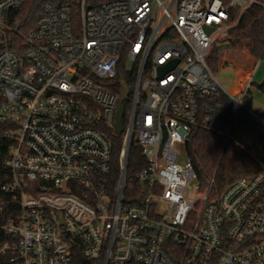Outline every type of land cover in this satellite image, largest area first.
Wrapping results in <instances>:
<instances>
[{
	"label": "built area",
	"instance_id": "built-area-1",
	"mask_svg": "<svg viewBox=\"0 0 264 264\" xmlns=\"http://www.w3.org/2000/svg\"><path fill=\"white\" fill-rule=\"evenodd\" d=\"M26 1L0 0V33ZM257 2L44 0L15 49H0V124L13 141L0 255L13 264H264V161L210 198L187 152L197 127L227 133L229 115L249 109L257 64L229 89L222 60L217 70L208 60L239 51L216 44ZM110 133L122 136L116 178ZM133 141L144 165L125 194Z\"/></svg>",
	"mask_w": 264,
	"mask_h": 264
},
{
	"label": "trees",
	"instance_id": "trees-1",
	"mask_svg": "<svg viewBox=\"0 0 264 264\" xmlns=\"http://www.w3.org/2000/svg\"><path fill=\"white\" fill-rule=\"evenodd\" d=\"M43 2L44 0H27L20 10L10 11L11 29L6 33H0V49L5 46L15 49V42L22 41V35L35 26ZM230 41L234 49L241 50L246 44V49L252 57L247 51L227 50L222 54L221 66L230 60L242 68L251 70L255 61L253 58L264 61V0H258L242 13L231 30ZM208 61L211 68L217 70L219 52L214 50ZM124 64L123 58L119 81L125 74ZM253 84L264 94V77L259 83L253 82ZM252 99V90H249L245 99L249 109H242L235 115H229L227 133L197 127L187 143V152L199 176L201 189H209L210 198L218 196L237 179L258 172L261 162L264 161V122L250 112ZM5 127V124H0V197L4 195L1 185L10 177L7 161L13 143L4 133ZM109 136L113 142L115 163L113 177L116 178L119 174L118 153L122 136L113 133ZM143 165L144 157L133 141L127 168L128 187L125 194L129 192L127 189L129 190L132 177ZM84 260L85 263L91 262L90 259ZM0 264H13L9 254L0 255Z\"/></svg>",
	"mask_w": 264,
	"mask_h": 264
},
{
	"label": "rangeland",
	"instance_id": "rangeland-1",
	"mask_svg": "<svg viewBox=\"0 0 264 264\" xmlns=\"http://www.w3.org/2000/svg\"><path fill=\"white\" fill-rule=\"evenodd\" d=\"M245 45H244L245 48H243L241 50L240 49H236V50L248 52ZM249 55H250V53H249ZM220 59L222 60V55H221V58L219 57V62H221ZM253 59L255 60L254 64H257V67L255 68V71L253 73V81H254V83H259L264 77V61H258L255 58H253ZM219 62H218V64H219ZM221 67H222V69L217 70V74H218L219 78L221 79V81L223 82V84L226 87H228L229 89H231L232 85H233L232 84L233 83V76L234 77L237 76V78H241V79H243V81H245L251 72V70L242 68L230 60H228ZM242 84H243V82H242ZM251 90H252V94H253L251 109H252V111L257 113L261 117L262 122H264V94L255 86V84H253V87ZM176 149L182 154V156H184L183 154L186 152L185 144L177 143ZM192 195L194 197L196 195V191H193Z\"/></svg>",
	"mask_w": 264,
	"mask_h": 264
},
{
	"label": "water",
	"instance_id": "water-1",
	"mask_svg": "<svg viewBox=\"0 0 264 264\" xmlns=\"http://www.w3.org/2000/svg\"><path fill=\"white\" fill-rule=\"evenodd\" d=\"M232 43L231 41H225V42H218L216 44V48L217 49H221L224 47H231ZM165 70L164 69H160V73L162 74ZM127 95V85L123 86V91L121 93L122 98L120 99L119 102V109L117 111L116 114V123H115V133L117 135H121L123 133L124 130V124H123V115H124V97Z\"/></svg>",
	"mask_w": 264,
	"mask_h": 264
}]
</instances>
